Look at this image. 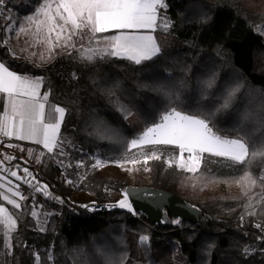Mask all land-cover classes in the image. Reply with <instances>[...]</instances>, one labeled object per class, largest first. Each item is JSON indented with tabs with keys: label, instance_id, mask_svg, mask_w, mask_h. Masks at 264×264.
<instances>
[{
	"label": "trees",
	"instance_id": "obj_1",
	"mask_svg": "<svg viewBox=\"0 0 264 264\" xmlns=\"http://www.w3.org/2000/svg\"><path fill=\"white\" fill-rule=\"evenodd\" d=\"M40 2L10 0L8 14L12 20L7 19L5 25L0 26V41L8 36L12 45L15 36L14 32L6 31L7 25L16 26L22 22ZM166 2V14L174 24L168 32L157 29L161 53L140 65L118 58L83 65L76 59L75 52L68 55L60 49L47 62L41 63L33 57L28 63L24 59L26 54L13 59L6 47H0V59L7 62L8 67L43 77V92L51 90L50 104L68 108L60 135L75 145V148H65L70 156L60 157L47 154L40 146L9 140V145L14 146H7L5 154L16 159L5 165H30L36 180L47 184L48 190L62 198L63 203L33 193L21 181V190L28 196L24 204L28 207L17 212L4 202L17 216L18 230L13 236V254L8 256L0 248V264H33L32 251L39 252L42 264H48L46 253L49 249L55 264H102L95 254L97 247L105 249L117 260L127 254L125 264H146L149 258L159 264H264V240L257 239L264 233L254 227L257 222L264 227V212L258 211L257 215L241 220L242 205L246 200L239 198V186L221 183L201 190L197 183L193 187L195 181L189 179L192 174L175 165L168 167L164 156L161 160L148 162L147 180L129 181L110 167H89L95 156L106 161L120 160L125 152L121 141L133 139L146 125L158 121V114L170 106L188 114L215 113L210 124L213 130L230 137L244 135L249 139L250 148L252 144L264 142V128L251 119L242 120L245 111L252 112L264 106V35L254 30L257 25H264V0ZM201 17L206 22H201ZM37 64L39 66H35ZM73 73L78 79L73 78ZM213 74L215 87L206 90L207 98L201 99V82ZM93 79L98 83L94 85ZM117 81L120 85L116 89L117 95L135 113L127 120L100 91L101 87ZM236 83L243 87L232 106L216 112L224 88ZM159 86L164 90H156ZM165 92L170 95L166 96ZM156 147L175 148L172 145ZM28 149L33 150L32 156L28 155ZM40 152L45 155L42 162L37 163L36 156ZM204 155L206 159L201 171L207 177H239L245 169V165L225 167L211 162L221 158L209 160L208 154ZM78 160L86 162L84 169H66L57 163L71 161L75 164ZM248 170L259 176L264 170V161H253ZM77 172L86 175L87 179L80 182ZM65 178L74 183L64 186L61 180ZM130 185H148L174 192L200 210L199 220L192 223L169 213V223H152L139 211L134 215L127 209L107 207L88 213L78 208L82 202L116 204L122 199L123 190ZM259 191L255 188L252 194ZM75 193L78 196L73 197ZM33 197L37 205H43L44 211L55 213L47 218L43 232L29 215ZM176 219L180 220L179 224L171 223ZM141 234L150 235V247L138 243ZM246 246L249 253L244 252ZM80 248L85 250L86 256L78 255Z\"/></svg>",
	"mask_w": 264,
	"mask_h": 264
},
{
	"label": "snow or ice",
	"instance_id": "obj_2",
	"mask_svg": "<svg viewBox=\"0 0 264 264\" xmlns=\"http://www.w3.org/2000/svg\"><path fill=\"white\" fill-rule=\"evenodd\" d=\"M6 0H0V6H4ZM168 4L166 0H41L38 6L32 10V14L23 18V21L16 24L14 36L19 41L20 37H26L24 46H11V37L6 36L0 41V47H6L8 53L13 59H19L24 55L26 62L31 63L32 58L37 56L35 51L29 52L30 48L42 46L43 51L39 53L41 63L47 62L55 57L57 49L62 53L72 55L76 54V59L83 65H95L98 61L105 62L112 58L125 59L136 65L145 61H150L161 53V46L157 42L154 33L157 28L168 32L173 24L166 14ZM163 10V14H161ZM12 20L11 16L7 17ZM201 22H206L201 17ZM15 23V22H13ZM117 30L114 35L99 36L98 34ZM140 30H150L148 34H142ZM264 35V25H257L255 29ZM7 32H13V24L6 27ZM220 55V52H217ZM35 66H39L38 64ZM74 79H78L75 73ZM215 74L208 80L202 81L201 99H206V90L215 87ZM44 83L43 77L32 76L28 72L14 71L7 66V62L0 61V100L3 101V107L0 108V137H15L21 141H32L42 145L47 154H55L60 157L70 156V152L65 151L66 147L75 148L71 140L65 139L60 135V128L64 121L68 108L65 106L50 104V89L41 95L40 89ZM92 83H98L93 79ZM183 83V82H181ZM119 82L107 87H101L100 91L105 93L109 102L116 107L125 120L133 117L135 113L132 109L121 101L117 95L116 89L119 88ZM146 87V85H145ZM243 87L236 83L232 86H226L220 97V102L215 111H224L229 109L236 94ZM156 90L163 91V86ZM166 96L170 93L165 92ZM178 95V94H177ZM215 113L205 115L202 112L188 114L183 110H178L175 106L166 108L158 114V121H153L131 140L121 141L124 144L125 152L120 160H102L98 156L92 157L93 162L89 165L91 169H99L107 163L114 162L124 168L126 164L132 167L126 168V171H139L136 166L143 164L145 171H150L147 164L150 160H161L164 153L159 151L156 146L175 145L179 149L178 156H169L165 159L168 167L176 166L179 170L192 174L189 179L200 184L201 190L213 184H225L231 186L235 184L241 188V196L246 202L242 205L244 211L241 214V220L245 216H255L257 212H264V170L259 176H254L248 170V166L253 161H264V142L259 145L252 144L250 148L249 139L244 135H235L233 137L221 135L214 131L211 124V117ZM251 119L260 128H264V106L249 112L245 111L242 120ZM14 145H8L13 147ZM133 149L136 153L131 156ZM23 151V149H21ZM188 155L185 157L184 153ZM212 157L221 158L211 161L219 163L225 167L234 168L237 165H245V169L239 177H207L201 171V166L206 159ZM2 155V154H0ZM28 155H33V150L28 149ZM44 152L36 156V162L41 163ZM16 157L2 155L0 158V248L4 253L11 256L14 251L13 236L18 230L17 216L12 210L22 212L24 207H28L24 202L28 200L20 187L19 183L13 184L6 177L10 176L18 181L28 185L33 193H40L47 199L56 200L63 203V199L54 196L49 190L47 184H41L36 180L35 175L27 168H20L19 164L11 167L4 165ZM66 169L75 167L84 169L86 162L78 160L73 164L69 161L64 164L63 161H57ZM23 172L19 175L17 170ZM80 182L87 179L86 175H80L77 172ZM67 183H74L73 180H66ZM259 188L260 191L252 194V190ZM135 191L138 196L143 198L162 197L163 193H156L153 190H123V198L116 204L106 205V207H119L127 209L134 215L130 195ZM6 202L9 207L5 206ZM29 215L41 225L38 230L43 232L46 228L47 217L55 213L43 211V205H37L33 197ZM88 207V205H81ZM40 209L38 211L37 209ZM41 216L45 217L41 220ZM171 223L179 224L176 219ZM256 229L264 233V227L261 223L254 224ZM264 240V236L257 237ZM151 237L148 234H141L138 243L142 246L150 247ZM24 247H27L25 244ZM77 251V250H73ZM245 253H249V247L244 248ZM34 264H42L39 252L32 253ZM95 254L102 261V264H125L127 254H124L119 260L115 259L105 249L97 247ZM78 255L86 256L85 250L80 248ZM48 264H55V257L52 250L46 253Z\"/></svg>",
	"mask_w": 264,
	"mask_h": 264
},
{
	"label": "water",
	"instance_id": "obj_3",
	"mask_svg": "<svg viewBox=\"0 0 264 264\" xmlns=\"http://www.w3.org/2000/svg\"><path fill=\"white\" fill-rule=\"evenodd\" d=\"M129 190H153L156 193H163V196L155 198H143L138 196L135 191L130 195V200L135 211L142 212L152 223L162 221L169 223V213L175 217L195 223L199 220L200 210L184 200L179 195L164 188H158L148 185L134 186L130 185Z\"/></svg>",
	"mask_w": 264,
	"mask_h": 264
},
{
	"label": "rangeland",
	"instance_id": "obj_4",
	"mask_svg": "<svg viewBox=\"0 0 264 264\" xmlns=\"http://www.w3.org/2000/svg\"><path fill=\"white\" fill-rule=\"evenodd\" d=\"M161 14H163L162 12H161ZM168 16V15H167ZM159 29V28H158ZM14 30H15V24H13V32H14ZM22 37V36H21ZM21 37H20V39L19 40H21ZM13 41H12V45L11 46H13V47H15V45H16V43H18V41H16L17 39L14 37L13 39H12ZM38 61L40 62V60H39V58H38ZM44 63V62H43ZM222 135V134H221ZM225 136H227V135H225ZM230 137V136H229ZM172 146H175V145H172ZM159 149V151H161V152H163L164 153V159H166L167 157H169V156H178L179 155V149H178V147L177 146H175V148H173V149H164V148H158ZM136 149H134V151H133V153H136ZM133 153H131L129 156H131ZM184 155H185V157H187V155H188V153L187 152H185L184 153ZM163 157V156H162ZM24 159H28V158H24ZM29 161V160H28ZM106 167H110L111 168V170L113 171V172H117V173H119L120 175H122V176H124L125 178H127L129 181H134L136 178H143L144 180H147L148 179V177H149V171H145L144 170V165L143 164H139V165H137L136 167L137 168H139V171H136V170H133V171H131V172H129V171H126L125 169L126 168H129V167H132L131 165H128V164H126L125 165V167L124 168H121L120 166H118V164L117 163H107L106 165H105ZM104 166V167H105ZM147 168H149V165L147 164V166H146ZM150 169V168H149ZM20 171V170H19ZM20 174H21V171H20ZM66 180H71L70 178H65V179H63V180H61V182H62V184L64 185V186H70L71 184H69V183H67L66 182ZM76 196H78V193H75L74 195H73V197H76ZM86 196L87 197H89L90 195L89 194H86ZM123 198V197H122ZM86 203H89V202H86ZM38 211H40V209L38 208L37 209ZM43 211H44V209H43ZM48 218V217H47ZM46 218V219H47ZM45 219V217H43V216H41V220H44ZM41 225H38V228L40 227ZM44 227H45V224L43 225ZM33 252V251H32ZM33 264H34V260H33ZM146 264H159L154 258H149L148 259V261H147V263Z\"/></svg>",
	"mask_w": 264,
	"mask_h": 264
},
{
	"label": "built area",
	"instance_id": "obj_5",
	"mask_svg": "<svg viewBox=\"0 0 264 264\" xmlns=\"http://www.w3.org/2000/svg\"><path fill=\"white\" fill-rule=\"evenodd\" d=\"M9 1L10 0H6L5 5L0 6V26L5 25V22L8 19L7 17L9 16L8 14ZM9 140L10 139L8 137H0V154L9 155V154H5L6 147L9 145ZM2 155H0V158H2ZM24 167H27L35 175L30 165L24 164L20 168L22 169ZM21 175H24L22 171H21ZM81 205H88V207H81ZM106 205L107 204H99L96 202H91V203L82 202L79 204L78 208L88 213H92L98 210H105L107 208Z\"/></svg>",
	"mask_w": 264,
	"mask_h": 264
},
{
	"label": "crops",
	"instance_id": "obj_6",
	"mask_svg": "<svg viewBox=\"0 0 264 264\" xmlns=\"http://www.w3.org/2000/svg\"><path fill=\"white\" fill-rule=\"evenodd\" d=\"M158 29V28H157ZM150 30H140V32L142 33V34H148V32H149ZM157 31V30H156ZM156 31L154 32V33H152L154 36H155V38H156V40H157V33H156ZM116 32H117V30H110L109 32H106V34L104 35V36H107V35H114V34H116ZM26 39V37H21V40H19L18 41V43H16V45H15V47H22V46H24V40ZM17 41V40H16ZM157 42H158V40H157ZM31 51H35L36 53H37V56H35L37 59L39 58V53L40 52H42L43 51V47L42 46H36L35 48H30L29 49V52H31ZM0 61H2L1 59H0ZM11 69V68H10ZM11 70H13V69H11ZM15 71V70H14ZM40 92H41V95H43V90H42V87H41V89H40ZM3 107V101L2 100H0V108H2ZM61 129V128H60ZM9 138V137H8ZM10 140H17V141H21V140H19V139H17V138H15V137H10L9 138ZM21 142H25V143H29V144H32V145H36V146H40L41 148H43V146L42 145H38V144H36V143H34V142H32V141H21ZM45 150V149H44ZM46 151V150H45ZM5 167H11V166H8V165H4ZM13 170H17L18 171V174L19 175H21L20 174V171H19V169H15V168H13ZM0 175H6V174H4V173H0ZM8 180H11L12 182H13V184H16V183H21V181H18V180H16L15 178H12V177H10V176H7L6 177ZM6 203V202H5Z\"/></svg>",
	"mask_w": 264,
	"mask_h": 264
}]
</instances>
